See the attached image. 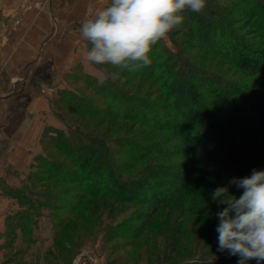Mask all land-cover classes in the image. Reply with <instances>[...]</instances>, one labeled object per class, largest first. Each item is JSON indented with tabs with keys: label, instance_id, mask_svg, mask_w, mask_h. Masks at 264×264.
Here are the masks:
<instances>
[{
	"label": "trees",
	"instance_id": "1",
	"mask_svg": "<svg viewBox=\"0 0 264 264\" xmlns=\"http://www.w3.org/2000/svg\"><path fill=\"white\" fill-rule=\"evenodd\" d=\"M183 16L174 29L184 38L180 43L171 30L167 36L173 49L160 39L153 45L150 64L129 69L154 85L153 101L124 90L108 70L91 63L101 71V83L88 74L76 75L81 66L66 77L81 80L104 108L68 85L49 98L53 111L57 102L78 114L110 117L165 135L160 133L148 143L127 136L107 140L66 121L63 130L44 135L61 158L39 154L31 164L37 172L26 180L45 182L52 177L71 182L77 193L71 198L79 203L94 197L158 208L174 203L180 205L181 215L197 214L198 223L211 231L208 237H217L212 190L233 176L264 168V0H206L203 9H185ZM189 48L195 56L187 54ZM49 78L50 72L39 68L33 74L34 80L46 85ZM128 168H137V174L124 177L122 171ZM220 173L218 180L214 175ZM2 187L0 194L20 207L17 216L7 220L6 229L19 228L27 236L41 208L67 201L55 193L41 197L32 184L13 190ZM229 191H233L230 185ZM68 208L76 210L78 204L69 203ZM151 215L144 216L145 225ZM131 229L115 227L111 233L132 236ZM215 252L178 264H236V256ZM249 264H256L255 258Z\"/></svg>",
	"mask_w": 264,
	"mask_h": 264
},
{
	"label": "rangeland",
	"instance_id": "2",
	"mask_svg": "<svg viewBox=\"0 0 264 264\" xmlns=\"http://www.w3.org/2000/svg\"><path fill=\"white\" fill-rule=\"evenodd\" d=\"M87 1L90 7L93 0ZM94 2L98 3L95 0ZM24 5L36 6L40 14L45 16L46 0H29ZM54 5L58 9V4ZM9 7H13V11L8 13V15L0 14L2 24L0 29L19 26L21 13L19 0L18 3L14 1L13 5L9 4ZM90 8L91 11L88 9L87 15L96 13L102 8V4L99 2L97 6ZM73 22L69 20L68 23L64 22L61 24L59 37H61L63 31H70L75 23ZM172 37L179 43L184 39L183 36L177 34V31L172 34ZM162 40L164 45L169 49H173L167 35ZM87 44L88 46L90 45L89 42ZM187 54L192 57L196 53L195 50L189 48ZM209 65L207 66L209 67ZM101 66L110 73L113 71L119 73L116 79L124 90H129L131 93L136 92L147 100L153 101L155 99L156 95L150 93L154 85L140 80L133 75L131 70L126 68L118 69L111 65ZM38 68L41 71L54 72L50 60L42 62ZM93 69L94 72L92 74L83 71V68L81 71L76 70L75 73L76 75L83 74L82 76L88 74L95 78L98 83H101L103 80L101 71L96 67ZM35 70L36 68H34L33 72ZM28 74H31L27 81L28 87L33 93L39 94L38 81L31 77L33 73H30V69ZM67 85L78 94L95 101L100 108H104V103L98 100L93 95L92 90L81 80L65 76L63 84L61 83L62 88L58 90L66 88ZM58 90L53 93L55 97ZM20 103L19 106L23 105L25 100ZM49 106L55 125H47L41 131L38 150L33 153V156L35 154L33 161L29 164L28 162L25 163V167L28 165L27 170L22 168L21 171H25V173H20L19 178L16 180L9 179L6 181L0 179V186L13 190L21 188L23 183L32 184V187L40 196L44 193L47 195L55 193L56 195H62V198L67 201H59V205L54 208H41L38 211L39 216L34 218L36 223L31 229L29 236H27L19 232V228L14 226L15 230L12 232L11 229H6L7 220L9 221L11 218L16 217L20 210L17 202L13 199L16 202V207L14 211L6 215L3 231L0 234V264H70V258L75 252L77 254L71 264H84L85 260L92 264H157L163 260L167 264H178L188 258L199 256L203 253L207 254L213 250L216 251V254L228 255L227 251L218 250L216 238L208 237L211 231L207 230L206 226L198 223L195 218L197 214L191 216L181 215L180 205L177 207L174 203H170L165 207L161 208L160 206L158 208V206L153 204L116 203L99 197L83 200L79 203V201L71 198L77 194L71 182L55 180L52 177L45 179V182L35 181L33 183L30 180H26L28 174H31L29 177L31 178L33 173L37 172L31 164H34L35 157L39 154L49 153L52 157L61 158L60 154L44 138V135L48 131L49 134L53 129L63 130V122L66 121L79 123L89 131H93L107 140L117 136H127L135 137L143 143H148L157 138V136L165 135L158 131L150 132L147 128L132 125L128 122H119L110 117L78 114L57 102L53 105L54 111L51 103H49ZM16 114L13 112L12 116L16 117ZM22 117L23 115L20 116L19 114V119ZM160 133L162 135H159ZM176 160L172 159V162ZM122 173L124 177L130 178L137 174V168H128ZM221 175L223 173H220V176L215 174L214 177L222 179ZM219 178L218 180H220ZM220 184L221 182L216 187ZM230 186L233 188L232 193L239 195L242 192V189H237L235 185ZM69 203L78 204V208L76 210L68 208ZM216 206L217 210L223 207V205L219 204H216ZM150 213L152 215L148 221L149 223L145 225L144 216ZM217 223L218 218L215 219V225ZM129 226L132 227L131 232L134 233L132 236L123 237L111 233V231L115 230V227L122 231Z\"/></svg>",
	"mask_w": 264,
	"mask_h": 264
},
{
	"label": "crops",
	"instance_id": "3",
	"mask_svg": "<svg viewBox=\"0 0 264 264\" xmlns=\"http://www.w3.org/2000/svg\"><path fill=\"white\" fill-rule=\"evenodd\" d=\"M14 1L18 3V0H0V14L13 11L9 4L13 5ZM95 1L102 8L110 2ZM28 2L19 0V26L0 29V179L6 181L16 180L20 173H25L21 170H27L25 163L33 161L41 131L47 125H55L49 98L62 88L64 77L77 66L90 74L94 72L85 60L88 41L81 36L80 25L91 16L87 10L98 3L93 0L89 7L87 0H46L43 16L36 6L24 5ZM69 20L75 22L73 27L59 37L61 24ZM47 60L54 70L49 71L50 85L38 81L40 93H33L27 84L29 69L34 74V68ZM13 112L17 113L16 117L12 116ZM19 114L23 115L21 119ZM15 207L13 199L0 194V234L6 215Z\"/></svg>",
	"mask_w": 264,
	"mask_h": 264
},
{
	"label": "clouds",
	"instance_id": "4",
	"mask_svg": "<svg viewBox=\"0 0 264 264\" xmlns=\"http://www.w3.org/2000/svg\"><path fill=\"white\" fill-rule=\"evenodd\" d=\"M206 0H110L83 20L80 34L90 43L85 60L94 65L135 69L151 63L153 45L181 24L183 11H200ZM112 79L117 71L109 74ZM229 185L242 189L239 195ZM219 205L215 216L217 248L236 256V264L264 261V168L233 176L211 192ZM208 215V213H205Z\"/></svg>",
	"mask_w": 264,
	"mask_h": 264
}]
</instances>
